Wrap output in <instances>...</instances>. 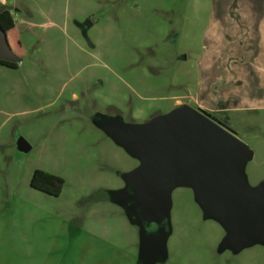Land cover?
I'll list each match as a JSON object with an SVG mask.
<instances>
[{
  "label": "rangeland",
  "instance_id": "374dc122",
  "mask_svg": "<svg viewBox=\"0 0 264 264\" xmlns=\"http://www.w3.org/2000/svg\"><path fill=\"white\" fill-rule=\"evenodd\" d=\"M2 9L21 51L0 34V60L16 64L0 65V264H264V241L231 239V221L209 215L191 184L173 185L164 217L145 220L132 177L142 161L124 146L160 136L176 100L197 108L213 0H0ZM226 115L252 151L235 175L247 194L264 193V101ZM34 170L63 180L58 196L30 187ZM258 208L264 217V196Z\"/></svg>",
  "mask_w": 264,
  "mask_h": 264
},
{
  "label": "water",
  "instance_id": "95a60500",
  "mask_svg": "<svg viewBox=\"0 0 264 264\" xmlns=\"http://www.w3.org/2000/svg\"><path fill=\"white\" fill-rule=\"evenodd\" d=\"M157 123L162 131L157 138L136 137L124 144L142 161L132 175L142 217L148 222L161 220L169 189L178 183L191 184L209 215L231 221L236 232L231 239L264 241V217L258 208L264 193L247 194L234 172L237 161L251 157L247 145L229 126L200 108L183 107ZM28 148L24 140L18 141L20 151Z\"/></svg>",
  "mask_w": 264,
  "mask_h": 264
},
{
  "label": "crops",
  "instance_id": "0c3cea01",
  "mask_svg": "<svg viewBox=\"0 0 264 264\" xmlns=\"http://www.w3.org/2000/svg\"><path fill=\"white\" fill-rule=\"evenodd\" d=\"M211 25L192 101L218 114L257 109L264 101V0H213ZM174 106L172 112L189 105Z\"/></svg>",
  "mask_w": 264,
  "mask_h": 264
},
{
  "label": "trees",
  "instance_id": "16d2710c",
  "mask_svg": "<svg viewBox=\"0 0 264 264\" xmlns=\"http://www.w3.org/2000/svg\"><path fill=\"white\" fill-rule=\"evenodd\" d=\"M0 31L5 36V40L9 47L10 52L18 56L17 52L21 51L20 44L15 31L13 18L11 16L10 11L7 9H3L0 11ZM0 65L9 68H16L15 63L4 60H0ZM222 115H223L222 123L229 126L228 117L226 113L224 112ZM63 183L64 182L60 177L54 174L44 172L42 170H34L29 181V185L32 189L54 197L58 196L59 193L61 192Z\"/></svg>",
  "mask_w": 264,
  "mask_h": 264
},
{
  "label": "flooded vegetation",
  "instance_id": "af4514ba",
  "mask_svg": "<svg viewBox=\"0 0 264 264\" xmlns=\"http://www.w3.org/2000/svg\"><path fill=\"white\" fill-rule=\"evenodd\" d=\"M207 114H209L211 116V118L215 119V120H219L220 122H223V115H219L218 113H214V112H207L205 111Z\"/></svg>",
  "mask_w": 264,
  "mask_h": 264
}]
</instances>
